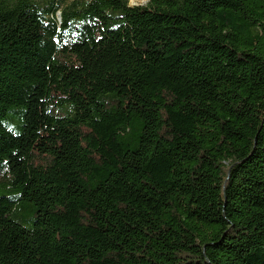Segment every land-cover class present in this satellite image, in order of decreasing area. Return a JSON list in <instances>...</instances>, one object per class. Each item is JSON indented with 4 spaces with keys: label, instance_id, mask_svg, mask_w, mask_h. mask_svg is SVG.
I'll use <instances>...</instances> for the list:
<instances>
[{
    "label": "trees",
    "instance_id": "1",
    "mask_svg": "<svg viewBox=\"0 0 264 264\" xmlns=\"http://www.w3.org/2000/svg\"><path fill=\"white\" fill-rule=\"evenodd\" d=\"M0 188V264H264V0H0Z\"/></svg>",
    "mask_w": 264,
    "mask_h": 264
},
{
    "label": "rangeland",
    "instance_id": "2",
    "mask_svg": "<svg viewBox=\"0 0 264 264\" xmlns=\"http://www.w3.org/2000/svg\"><path fill=\"white\" fill-rule=\"evenodd\" d=\"M131 5H144L148 2V0H129ZM58 15H60V11L58 12ZM16 123H18L19 117L18 115H15ZM18 130V129H17ZM5 194V191L3 188H0V195ZM34 208L31 206H28L22 213L23 217H25L26 221H22L26 226H31L33 216H34Z\"/></svg>",
    "mask_w": 264,
    "mask_h": 264
}]
</instances>
